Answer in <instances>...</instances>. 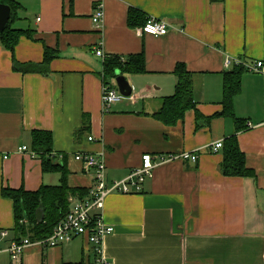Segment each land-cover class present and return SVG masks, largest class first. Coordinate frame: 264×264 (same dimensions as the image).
Here are the masks:
<instances>
[{"label":"crops","instance_id":"crops-1","mask_svg":"<svg viewBox=\"0 0 264 264\" xmlns=\"http://www.w3.org/2000/svg\"><path fill=\"white\" fill-rule=\"evenodd\" d=\"M15 1V27L32 31L19 39L15 58L41 63L47 47L54 57L48 73H23L0 43V264H11L7 248L15 236L14 202L2 188L37 190L61 181L59 171H44L40 155L19 151L32 147L33 130L52 133L53 158L66 164L69 185L89 190L93 171L77 153L101 154L110 182L140 166L144 153L200 150L197 162L158 165L142 192L106 198L103 216L114 231L103 246L113 264H264V74L235 63L264 61V0ZM98 2L105 10L101 29L92 20ZM133 7L165 20L169 32L139 34L140 26L128 23ZM99 47L106 57L143 53L146 62V72L124 74L132 95L108 110ZM228 56L234 60L227 68ZM179 62L193 75L205 116L200 126L194 109L174 125L152 115L175 92ZM236 66L245 72L234 109L248 126L237 138L255 177L225 175L223 149H210L236 132L234 119L220 115L224 74ZM93 247L86 237L53 247L36 243L21 264H93Z\"/></svg>","mask_w":264,"mask_h":264},{"label":"trees","instance_id":"trees-1","mask_svg":"<svg viewBox=\"0 0 264 264\" xmlns=\"http://www.w3.org/2000/svg\"><path fill=\"white\" fill-rule=\"evenodd\" d=\"M224 1V0H213ZM0 3L11 6L12 15L6 28L0 32V43L13 53V67L20 72H49V62L54 57L50 48L45 49L44 61L41 63L19 62L14 56V50L19 39L23 35L32 36L31 30H23L14 27L18 18V5L15 0H0ZM147 17L138 8H130L128 23L132 26H143ZM146 62L143 53L132 54L125 62L120 60L119 55H109L104 60V80H116L117 71L122 74H136L146 72ZM245 68L236 66L224 74L223 83V111L220 115L232 117L235 122V133L223 141L224 158L221 164L222 172L227 176H252L256 173L246 163L245 153L241 150L237 133L246 129L247 120L237 117L234 109V98L242 91V76ZM175 92L162 100L161 107L152 115L166 125L177 124L184 118L188 109H194L198 121L197 126L202 124L205 116L196 106L193 92V75L187 66L179 62L176 64ZM207 122V120H206ZM53 135L47 130L32 131L31 149L39 152L42 157L44 171H59L61 181L57 185L43 184L37 190H27L23 187H3L2 194L14 202L16 239L29 237L31 240H39L48 237L56 224L61 221L69 211L70 197H84L88 194V188L71 187L68 183L69 170L65 163H55L53 158Z\"/></svg>","mask_w":264,"mask_h":264},{"label":"built area","instance_id":"built-area-1","mask_svg":"<svg viewBox=\"0 0 264 264\" xmlns=\"http://www.w3.org/2000/svg\"><path fill=\"white\" fill-rule=\"evenodd\" d=\"M105 10L102 2L95 5L92 14V20L96 28L101 29L104 23ZM139 34L147 33L155 36L166 35L170 26L165 20L147 16V20L143 26L137 28ZM96 54L105 59V53L101 47L96 49ZM122 62L126 61L125 56H120ZM233 58L229 56L225 59V66L228 68L233 63ZM237 65H243L248 71L264 74V61L256 60L246 63L240 59H236ZM124 95L119 91L116 80H104L103 76V102L105 109L108 110L114 103L120 101ZM251 126L250 123H248ZM93 140V136L88 137ZM223 148V140L210 144L212 152H219ZM20 152H26L31 157H36L39 152L31 149L29 146L23 145L19 148ZM200 150H184L175 153L152 154L144 153L141 158L140 166L134 168L130 173L119 180H107L106 163L101 154L92 152H80L75 158L83 163L85 168L93 171V185L88 194L84 197H70V207L66 216L59 221L53 232L44 239L31 240L29 237L21 239H12L9 243L7 251L10 255L11 264H21L23 253L26 248L33 244H41L45 246H60L74 240L77 237H86L93 244L96 259L93 264H113L104 253L103 240L105 236L114 231V227L107 224L104 220L103 210L105 200L111 193H137L144 190L146 182L154 177L155 169L158 165L181 159L185 161L197 162ZM3 236L8 235L7 230L2 231Z\"/></svg>","mask_w":264,"mask_h":264},{"label":"water","instance_id":"water-1","mask_svg":"<svg viewBox=\"0 0 264 264\" xmlns=\"http://www.w3.org/2000/svg\"><path fill=\"white\" fill-rule=\"evenodd\" d=\"M12 15L11 6L8 4L0 3V32L3 31ZM116 83L119 91L125 96L129 97L132 95L133 86L130 84L127 77L120 71H117Z\"/></svg>","mask_w":264,"mask_h":264},{"label":"rangeland","instance_id":"rangeland-1","mask_svg":"<svg viewBox=\"0 0 264 264\" xmlns=\"http://www.w3.org/2000/svg\"><path fill=\"white\" fill-rule=\"evenodd\" d=\"M15 23H16V22H15ZM15 23H14V27H15V25H16ZM125 76H126V75H125ZM124 97H125V96H124ZM124 97H123V98H124Z\"/></svg>","mask_w":264,"mask_h":264}]
</instances>
